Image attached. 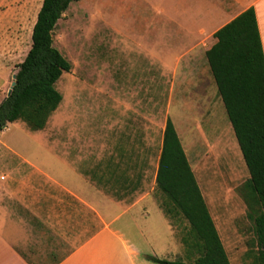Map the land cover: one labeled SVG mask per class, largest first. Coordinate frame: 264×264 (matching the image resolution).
I'll list each match as a JSON object with an SVG mask.
<instances>
[{"label": "rangeland", "instance_id": "obj_1", "mask_svg": "<svg viewBox=\"0 0 264 264\" xmlns=\"http://www.w3.org/2000/svg\"><path fill=\"white\" fill-rule=\"evenodd\" d=\"M173 2L79 0L70 4L52 33L53 46L71 64L70 72L55 84L62 101L41 131H31L20 121L6 125L0 132V171L6 172L9 163L25 160L64 184L77 186L84 179L93 196L91 205L101 210L95 198H106V210H102L109 220L123 211L121 205L133 202L136 194H123L120 186L102 185L91 176L97 174L103 148L115 141L122 143L124 129L136 130V135H146L155 161L168 116L177 126L230 264H246L252 223L246 218L239 188L248 172L206 62L208 44L194 52L180 46L176 30L167 21V15L177 21ZM41 3L0 0V103L7 96L16 65L30 49ZM163 31L164 40H160ZM208 111L213 112L219 129L217 135L206 136L211 145L200 141L196 125L207 124ZM186 125L190 135L185 136ZM153 197L158 205L148 202L153 224L168 227L160 209L164 197L156 189ZM80 213L74 206L66 218L73 223L66 228L74 230V238L54 252L58 259L101 227L92 209L83 216ZM126 218L121 215V221ZM187 233L183 222L171 234L170 261L185 259L181 238Z\"/></svg>", "mask_w": 264, "mask_h": 264}, {"label": "crops", "instance_id": "obj_2", "mask_svg": "<svg viewBox=\"0 0 264 264\" xmlns=\"http://www.w3.org/2000/svg\"><path fill=\"white\" fill-rule=\"evenodd\" d=\"M171 8L177 21L174 15L172 19L167 15V21L172 23V30H176L180 46L194 52L207 43L204 53L216 42L213 34L218 29L252 8L264 55V0H175ZM164 32L160 40H164ZM208 112V125H196L200 128V141L211 145L206 136L217 135L219 129L213 112ZM172 123L178 135L177 126ZM164 126L165 121L163 130ZM121 133H125L122 143L115 141L103 148L97 176L101 184L120 186L123 194L135 193L136 196L129 205L115 202L123 211L109 220L104 215L106 198L102 195L95 198L98 205L103 206H100L102 211L91 205L92 195L84 179L77 186L64 184L25 160L9 163L6 172L0 171V264H40L46 252L44 264H155L145 259L147 255L169 260L171 234L183 221L165 216L169 226H156L148 207V202L157 205L153 191L162 137L154 161L146 135L125 129ZM183 133L190 135L187 125ZM178 138L180 140L179 135ZM189 141L188 146L192 142ZM183 150L185 152L184 147ZM74 206L81 210V216L92 209L101 227L58 259L56 250L74 238V230L66 228L73 225L66 218L71 216ZM121 215L127 218L121 221Z\"/></svg>", "mask_w": 264, "mask_h": 264}, {"label": "trees", "instance_id": "obj_3", "mask_svg": "<svg viewBox=\"0 0 264 264\" xmlns=\"http://www.w3.org/2000/svg\"><path fill=\"white\" fill-rule=\"evenodd\" d=\"M79 0H42L31 33V46L16 65L15 85L0 103V132L23 122L43 130L62 101L55 88L70 62L53 46L52 33L70 4ZM206 62L245 163L248 178L239 188L252 223L246 264H264V55L254 10L249 8L218 29ZM91 176L100 183L96 172ZM97 176V177H96ZM103 185V184H102ZM123 187V186H122ZM154 189L164 197L161 210L188 227L181 238L184 260L150 255L155 264H230L174 125L167 116Z\"/></svg>", "mask_w": 264, "mask_h": 264}, {"label": "water", "instance_id": "obj_4", "mask_svg": "<svg viewBox=\"0 0 264 264\" xmlns=\"http://www.w3.org/2000/svg\"><path fill=\"white\" fill-rule=\"evenodd\" d=\"M14 85H15V75H13V77H12V82H11L10 88H9V90L7 92L6 98L10 96L12 88H13Z\"/></svg>", "mask_w": 264, "mask_h": 264}]
</instances>
